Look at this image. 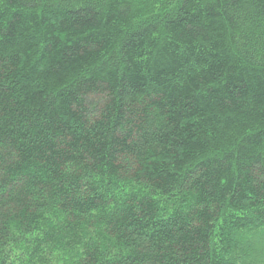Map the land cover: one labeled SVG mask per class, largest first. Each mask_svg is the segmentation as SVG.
<instances>
[{
	"label": "trees",
	"instance_id": "obj_1",
	"mask_svg": "<svg viewBox=\"0 0 264 264\" xmlns=\"http://www.w3.org/2000/svg\"><path fill=\"white\" fill-rule=\"evenodd\" d=\"M0 264H264V0H0Z\"/></svg>",
	"mask_w": 264,
	"mask_h": 264
}]
</instances>
